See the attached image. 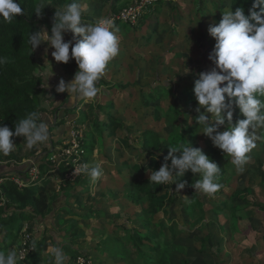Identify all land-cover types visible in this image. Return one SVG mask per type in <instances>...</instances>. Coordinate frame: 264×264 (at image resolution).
I'll return each instance as SVG.
<instances>
[{
	"label": "rangeland",
	"instance_id": "374dc122",
	"mask_svg": "<svg viewBox=\"0 0 264 264\" xmlns=\"http://www.w3.org/2000/svg\"><path fill=\"white\" fill-rule=\"evenodd\" d=\"M136 1L138 0H84L80 4L82 19L85 23H94L101 18H107L111 9L120 12ZM231 1L162 0L161 7H166L168 14H162V19L157 25L149 27L150 24L147 22L138 30L123 28L122 24L115 25L119 30L117 32L119 49H122L119 50V54L127 51L128 58L117 62V57H115L100 80L107 84L133 82L139 76L137 73L139 69H144L146 73L150 66L157 64V60H160L162 56L173 58V62L179 67L178 72L186 77L190 76L195 79L199 73L211 71L215 65L210 61L209 55L216 41L210 36L208 28L220 22L223 12L230 9ZM152 4L150 9L154 12L158 2ZM50 5L51 1L45 6ZM175 5L178 8L173 11ZM87 9H89V14L85 15L84 12ZM153 31H157L160 38L156 45L144 51L131 48L133 44L138 49L144 48L146 41L143 37L152 34ZM72 35L71 33L64 34L65 41L72 40ZM123 44L126 45L125 48ZM45 46L40 50L42 59L44 56L50 58L54 51L47 45ZM70 62L74 64V78L78 65L75 60H70ZM43 63L46 64L44 60ZM50 63L58 68V76H62L63 74L60 73L62 68L58 63L51 59ZM48 67L49 62L44 72V74L47 73L45 81L52 77L49 76ZM186 69H188L187 74L183 72ZM145 73L143 72V75ZM145 77L155 87L167 86L171 78L169 75H164V80L157 81L156 77L149 74ZM73 78L68 79L66 83L71 82ZM146 79L144 78L145 82H147ZM54 82L58 83V81ZM98 88L100 91L96 97L87 101L80 100L83 104L81 109H77L81 111H77V114L70 118L73 122L66 120L72 127L68 138L74 143L77 142L79 146L82 144L83 148L79 152L82 151V154L88 157V163H81L79 162L81 159L76 158L74 169L82 164H88L91 167L99 163L102 166L103 175L98 180L95 182L91 180L89 185L84 184L85 178L91 179L89 176L84 178V174L74 173V169L56 167L61 165L62 161L64 164L71 159L73 153L64 156L62 153L68 150L65 148L70 147L69 142H54L55 137L52 133L46 144L31 150L27 149L26 141L22 138L23 144L15 152L18 157L17 161H40L42 156H47L44 161H50L53 167L42 176L38 168L31 165L27 170V176L35 186L50 184L48 193L51 201H54L55 206L63 205L60 213L50 216L57 220V224L52 223L51 218H47L45 225L39 220L25 222L22 233H29L31 224H33L35 225L33 227L35 231L31 233L34 236L33 241L39 243L43 239L47 245V249L38 259L32 258L26 264H54L51 250L56 246L61 247L69 258L67 264H144L134 246H127V242H123V239L127 234L126 227L131 230L142 229L145 227L144 222L147 221L152 223L153 239L164 236L171 242L172 247L179 246L170 254V262L165 264H264V177L256 174L260 167L259 161H263L264 172V150L261 155L257 153L261 151L259 145L263 142L262 138L256 141V147L248 154L249 159L244 165V171L240 173L232 165L230 157H222L221 154H217L220 152L218 148L213 144L209 145L212 141L201 133L202 127L198 126L194 119L176 117L166 120L161 117V112H154V109L151 111L141 106L144 98L138 94V91L134 92L133 97L131 96L133 99L129 100L128 92H125L123 96L120 92L102 84ZM47 95L43 97L44 104L47 101ZM159 95H163L162 92ZM163 96L166 101H169L166 95ZM49 101L53 102L52 97ZM161 102L160 104L159 101L155 103L162 105V108L168 107V103ZM80 103L79 100L69 101L66 106L77 107ZM113 104L116 112L112 111L111 105ZM180 106L193 112H197L199 108L197 101L189 106L183 103ZM202 110L203 108H200L199 112ZM110 111L114 112L115 119L120 123H115V126L109 128L105 134L99 133L96 121L80 120L86 113L103 114L102 117L105 118V114ZM45 113L50 114V112ZM53 113L59 114L60 110ZM206 116L211 118L210 114ZM238 119H243V117L237 108L233 115V123ZM183 125H188L187 133L189 134L187 136L195 139V147L201 149L214 163L217 161L221 171L225 168L224 161L230 162L231 168L228 172H221L220 177L222 176L223 182L216 192L218 195L216 193L209 195L197 190L198 198L203 203V211L200 214H195L193 209L189 210L182 206V202H177V197L172 190H169L160 200V216L154 218L150 215L145 218L146 220L140 221L137 218H141L142 208L132 201L130 195L133 191L130 187H133L132 185L143 177L149 178L151 171L159 168L162 159L158 157L152 161L145 155H141L136 135L141 131L153 129L157 130L162 137L167 138L170 134L181 133ZM225 126L227 124L221 126V130H224ZM263 132L264 128L258 129L257 135L260 136ZM76 134L79 137L76 138ZM52 145L53 148H51ZM164 154L162 152V155ZM79 155L81 156V153ZM185 177L191 184L199 179L198 175H194L191 171L185 173ZM15 181L17 182L18 178ZM68 181L76 182L78 189L83 187L90 189L79 195L68 193L67 196L64 194L66 192L64 186ZM0 183L3 182L0 181ZM239 191L243 192V197H246L250 206L236 196L232 198V194ZM219 193L225 195V198L218 197ZM230 201L232 205L238 207L234 219L230 209L226 212L222 211L228 208ZM223 205L225 208H222ZM91 213L96 214L92 218H85V215ZM201 218L202 222L198 221ZM121 243H124V249ZM129 249L130 258L121 257ZM153 250H158V246Z\"/></svg>",
	"mask_w": 264,
	"mask_h": 264
},
{
	"label": "trees",
	"instance_id": "16d2710c",
	"mask_svg": "<svg viewBox=\"0 0 264 264\" xmlns=\"http://www.w3.org/2000/svg\"><path fill=\"white\" fill-rule=\"evenodd\" d=\"M49 1H51L50 6H45ZM84 0H17V2L21 3L22 11L24 14L15 18L11 23H7L0 19V57L5 59V63L0 64V126H7L11 131H15V124L20 119L26 117V115L32 111H38L44 113L43 102L44 95L46 94L44 90L45 83V70L47 69L43 63L42 58H40L39 47L35 49L33 52L31 50V45L29 44V36L30 33H35L39 31L41 27H45L49 34H51V28L54 22V16L56 8H62L63 6L76 2L82 4ZM154 2H158L156 11L152 12L151 6H149L146 10V14H143L140 17V20L133 23H123L119 20L114 22V25H123L127 28H132V30H138L142 25L150 24L149 27L153 25H157L162 19V14H168L166 12V7H161L162 0H155ZM253 0H232L230 3V9L233 12L237 8H243L245 11V15L249 14V9L252 7ZM41 5L43 7L40 16L36 15V7L37 5ZM134 5L132 3L130 6ZM153 5V4H152ZM174 8V7H173ZM178 8L175 5L173 11H176ZM113 14L118 15L120 12L113 10ZM149 11V12H148ZM148 12V13H147ZM115 15H109L107 18H112ZM147 15V16H146ZM85 18V17H84ZM125 25V26H124ZM138 25V26H137ZM156 35V37H155ZM80 39V37H77ZM143 39L146 41V45L144 48H139L133 44L131 48L133 50L137 49V51H144L148 49L150 46L156 45L158 40H160L157 35V31H153L152 34L144 36ZM125 44L123 47L125 48ZM122 50V49H121ZM120 50V51H121ZM71 51V49H70ZM128 55L127 51L119 54L117 56V62L127 60ZM169 59V62H167ZM157 64H153L150 66V69L145 70L139 69L137 71L138 77H136L135 81H126V83H111L107 84L101 80L97 82V87L101 84L105 87H111L117 92H120L123 96L125 92H128L130 99L132 100L134 92L138 91L144 99L143 108L150 109L154 112H161V117L166 120H171L174 118H182L189 119L192 118L196 122V117L200 114H210L206 112V109L203 108L201 112H193L187 111L183 109L180 104H185L189 106L191 103L196 102V97L194 95V82L197 78L193 79L190 76H185L180 74L179 67L177 63L173 62V58H167L162 56L160 60H157ZM112 65V64H111ZM114 65V64H113ZM172 70L171 73L169 70ZM157 71V72H156ZM143 72L145 73L143 75ZM150 75L156 77L157 81L164 80V75H169V84L164 87H155L150 81L146 79V75ZM139 78V79H138ZM144 78L147 82L144 81ZM162 92L163 95H166L169 101H166L163 95H159ZM153 97H152V96ZM132 96V97H131ZM264 100V97H259ZM161 101L163 103H168V107L162 108V105L156 104L155 102ZM80 103V100H79ZM162 103V102H161ZM68 104V102L66 103ZM80 103L77 107H55L53 112L59 111L60 113L66 114L65 117H57L54 123L56 125L49 126V131L53 128L58 129L66 125V120H69L74 115L77 114L78 109H81ZM92 105V104H91ZM112 111H117L114 107V104L111 105ZM110 111L105 114L106 117H102L103 114H87L83 115L80 120L81 121H96L97 129L99 133H107L109 128L115 126V123H120L117 119H115L114 112ZM211 115V114H210ZM70 121L73 122L71 119ZM234 122L233 124H235ZM71 130L72 127L68 125ZM227 126H225L224 130H226ZM55 130V129H53ZM69 130V133H70ZM188 125H183V131L181 133L170 134L167 138H164L157 133V130L148 129L145 131H141L137 133L136 139L138 140V150L139 153L148 157L152 161L156 160L158 157H161L162 161L159 163V168L163 163H165V157L169 155V147L170 146H178V145H187L190 144L192 147L196 148L195 139L187 136ZM50 136V135H49ZM77 137L78 134H77ZM262 138V144L259 145L261 151L257 153L261 155V152L264 150V132L260 135ZM15 142L16 149L8 156H4L0 154V251H7L11 248H15L19 253L23 247L24 234L22 230L24 228L25 222L30 221H41L43 225L46 222L47 218L52 219V223L57 224V220L54 219L55 214L60 213V210L63 208L62 204L54 205V201H51L50 195L48 193L51 185H37L35 186L32 183V180L27 176L28 168L30 165L24 164L21 161H17L18 157L16 156V150H18L22 142V137H13ZM56 140L54 139V142ZM69 142L68 146H72V140L69 138L63 143ZM53 142V140H51ZM141 145H140V144ZM212 143H209L211 145ZM81 146H83L81 144ZM79 150H81V147ZM50 148V146H48ZM53 148V145L51 146ZM220 150V149H219ZM162 152L165 154L162 155ZM81 153V156L79 155ZM222 157L225 156L224 153L220 150L219 153ZM216 154V156H217ZM175 155H179L178 153ZM43 158L40 161L35 163L38 166V172L44 176V173L48 171L51 167H53V163L50 161H44L46 155L42 156ZM80 158L81 163H88V157L85 154H82L80 151L77 155L74 154L71 159H68L66 163L60 166L62 169H74L75 168V159ZM169 167H171V160H167ZM218 165V162L216 161ZM260 167L259 171L256 172L257 176H263V161H259ZM55 167V168H56ZM224 170L221 172H228L230 167V162L224 161ZM54 168V169H55ZM157 168L156 170H159ZM62 172H66V170H62ZM187 174V173H186ZM81 176V175H80ZM88 175L84 174V178ZM222 177V176H221ZM219 178L218 183L222 184V178ZM18 178L16 182L15 179ZM225 181V180H224ZM92 181L89 178H85L84 184H90ZM180 183H184L185 187L179 192L176 191V184L159 186L154 183H151L149 178H141L137 182H135L130 189L133 191L130 195L132 201L135 204L140 205L142 208L141 218L137 219L146 220L150 215L155 217L160 216V203L163 195L166 194L169 190L175 194L177 197V202H182V206L188 208L189 210L193 209L195 214H200L203 211V203L198 198V191H196L191 183L186 180L185 175L180 178ZM76 182L68 181L64 186V194L67 195H79L85 191L90 189L89 187H83L78 189V185H75ZM218 195V193H216ZM215 194V195H216ZM220 194V193H219ZM68 196V195H67ZM238 197L246 202L247 206L251 204L247 202L246 197H243V192H237L236 194H232L233 197ZM221 198H225V195L218 196ZM6 199V201H4ZM66 199V198H65ZM222 203V201H221ZM221 207V205H219ZM225 208V205H223ZM230 209L232 213V218L236 217V212H238V207L232 205L230 201L228 203V208L222 209L223 212H226ZM96 214V213H95ZM94 213L85 215V218H92L95 216ZM202 218L198 221L202 222ZM145 227L142 229H133L126 227V235L123 239V242H127V246H134V248L138 251L139 257L144 264H165L170 262V254L174 251L175 248L179 247L175 245L172 247L171 242L167 239V237H161L158 239H153L151 235L152 223L147 221L144 222ZM29 229V233L31 235V239L28 242L29 246H32L33 243V234L34 226ZM122 249L125 248L124 243H121ZM158 246V250H153L154 247ZM47 249L46 242L43 239L40 240L39 243L36 242V247L33 249L31 254H27L26 259L18 261V264H26L29 263L30 259L36 258L38 259L41 256V253ZM182 249V248H181ZM130 249L126 251L125 254L121 255L124 258H130ZM76 261V259H75ZM38 262V261H36ZM82 264V263H81ZM85 264V263H84Z\"/></svg>",
	"mask_w": 264,
	"mask_h": 264
},
{
	"label": "clouds",
	"instance_id": "9594fccd",
	"mask_svg": "<svg viewBox=\"0 0 264 264\" xmlns=\"http://www.w3.org/2000/svg\"><path fill=\"white\" fill-rule=\"evenodd\" d=\"M42 9L38 4L37 16ZM23 14L21 3L17 0H0V19L3 21L11 23ZM82 16L81 5L76 2L56 8L51 34L42 26L39 31L30 33L28 41L32 52L45 44L54 49L51 55L57 63L68 64L70 59L75 60L78 71L73 80L66 83L61 79L56 88L58 93L67 92L72 102L87 101L97 96L100 91L97 82L120 50L119 30L110 18L85 23ZM208 32L216 41L209 55L215 67L198 74L193 91L199 105L197 112L204 108L211 118L200 113L196 123L202 127L201 133L212 141L214 147L230 157L236 171L242 173L249 159L248 154L256 147V141L261 139L257 130L264 128V100L259 98L264 97V0H253L248 15L242 7L235 12L232 9L224 11L220 22L210 25ZM66 33L73 34L72 40L65 41ZM3 63L5 59L0 57V64ZM45 63L48 64L47 57ZM183 72L187 74L188 69ZM47 79L44 87H48ZM237 108L243 119L233 124ZM225 124L226 130H221ZM14 136L22 137L29 150L46 144L49 131L41 113H28L16 122L14 132L7 126H0V154L8 156L15 151ZM177 153L179 155H175ZM169 159L171 167L167 163ZM188 171L199 177L192 185L196 191L212 195L220 189L221 169L201 149L190 144L170 146L165 163L159 170L151 171L149 180L159 186L176 184V191L180 192L185 185L179 180ZM75 172L88 175L93 182L103 175L99 163L91 167L82 164L74 169ZM31 247H36L35 240ZM51 251L54 264H67L69 258L61 247H53ZM24 259V251L18 253L15 248L7 253L0 251V264H18Z\"/></svg>",
	"mask_w": 264,
	"mask_h": 264
},
{
	"label": "crops",
	"instance_id": "0c3cea01",
	"mask_svg": "<svg viewBox=\"0 0 264 264\" xmlns=\"http://www.w3.org/2000/svg\"><path fill=\"white\" fill-rule=\"evenodd\" d=\"M113 12H114L113 9H111L110 12H109V15L110 16L111 15H115V14H113ZM84 14L85 15H88L89 14V9H87L84 12ZM45 45H41L39 47V52H40V50L42 48H45L46 47ZM45 57H47V56H44V58L42 60L45 61ZM50 59L52 61H54V60H53V57L52 56L50 58H47V61L49 62V67H48L49 68V76L50 77L52 76V77H51L50 80H47V82H46L48 84V87H44V90H45L46 94H48V95H47V101L43 105L44 111L45 112H50V114H47L45 112L42 113V119L47 124V126L48 125L49 126H51V125L54 126V125H56V123H54V122L57 119L58 115H59V117H62L63 116L62 113L54 114L52 112L54 110V108L55 107H58V106L61 107V109L62 108H67L68 106H66V103L69 102V101H72V97L70 95L68 96V93L67 92H65V93H58L56 91V88H57V86H58V84H59V82H60L61 79H63L66 82L68 79L73 78V74H74L73 73L74 64L71 63L70 61H69L68 64L58 63V65L62 68V69H60V73L63 74L62 76L59 77L58 76L59 75V70H58V68L56 66H54L52 63H50ZM70 60H73V59H70ZM44 65L47 68V65L48 64L47 65L44 64ZM46 74H45V77H46ZM54 81H58V83H55ZM44 86H45V83H44ZM50 97H52L53 102L49 101ZM57 104H59V105H57ZM78 111L80 112L81 110L79 109ZM63 117L66 118L67 117L66 114H64ZM69 120H71V119H69ZM53 129H55V130H53ZM53 129L50 130V131L48 129V131H49V135L52 133V135L55 137V140L57 141L56 143H63V141H66L68 139L69 130L70 129L68 127V123L67 122H66V125H64L62 127H59L58 129H56V128H53ZM21 162H23L24 164H28L30 166L32 165V167H36L37 168V166L35 165V163H38L39 161H21ZM56 162L59 163V161H56Z\"/></svg>",
	"mask_w": 264,
	"mask_h": 264
},
{
	"label": "built area",
	"instance_id": "2783aa9c",
	"mask_svg": "<svg viewBox=\"0 0 264 264\" xmlns=\"http://www.w3.org/2000/svg\"><path fill=\"white\" fill-rule=\"evenodd\" d=\"M155 0H138L134 2V5L130 6L129 8L121 11L118 15H115L111 18L113 21V24L116 20H119L123 23H137L140 20V17L146 12V9L151 6V4ZM77 138V134H76ZM79 148L80 146L72 141V146L67 147L65 149H68L66 151H63L64 156L71 155L73 153H79ZM71 151V152H70ZM72 155V156H73ZM56 160V159H54ZM60 162V161H59ZM31 239V235L26 233L24 234V240H23V249L21 251H24L25 253V258L27 254L31 253L33 251V248L28 245L29 240Z\"/></svg>",
	"mask_w": 264,
	"mask_h": 264
}]
</instances>
